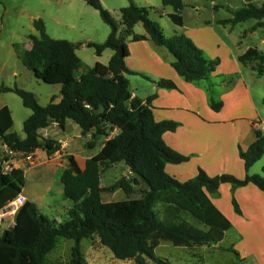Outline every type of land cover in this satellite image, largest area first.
Returning a JSON list of instances; mask_svg holds the SVG:
<instances>
[{
  "label": "trees",
  "instance_id": "16d2710c",
  "mask_svg": "<svg viewBox=\"0 0 264 264\" xmlns=\"http://www.w3.org/2000/svg\"><path fill=\"white\" fill-rule=\"evenodd\" d=\"M84 1L111 29L104 43L89 44L97 57L106 50L112 52L107 64L96 62L86 73L77 76L80 61L76 46L52 39L40 20L34 22L37 35L29 36L30 48L14 49L36 79L60 85V100L55 103L52 97L49 104L40 106L32 93L0 85V94H15L22 106L30 111L22 124L24 138L21 139L8 132L12 128L10 110L6 106L0 108V140L17 152L27 154L39 148L52 155L59 151V145L38 134L50 123L63 129L67 121L73 122L82 135L92 133L91 144L112 131L117 133L104 142L98 154L86 161L82 171L71 156L66 158L67 167L61 173L60 183L72 206L62 223L50 221L34 203L24 201L16 210L13 226L0 234V264H47L48 256L62 240L73 242L68 264H87L80 249L84 239L90 240L92 246L106 248L114 259L132 264H170L168 259L155 255L162 242L187 249L220 242L230 223L212 205L210 196H215L224 183L232 188L252 184L264 192L263 178L249 173L257 161L264 159V134L257 130L253 143L244 151L238 149L244 166L243 179L231 175L210 177L202 170L185 182L168 175L164 169L166 164H181L188 160L163 140V134L174 132L178 124L155 121L150 106L154 95L144 104L131 97L124 75L134 72L125 67L129 55L125 38L131 42L149 40L155 46L165 48L173 57V69L186 82L208 79L218 61L205 60L202 52L183 34L164 37L157 25L148 19L147 11L132 2L120 10L123 33L118 35L113 19L100 1ZM161 4L171 7L172 12L167 17L175 26L181 27L184 0H161ZM263 18L264 3L257 7L251 0H246L241 9L221 24L235 26L249 19ZM138 23L144 34H133ZM260 25L256 23V26ZM238 60L242 65L249 64L257 76L264 75V54L248 49ZM155 85L175 88L168 80H159ZM211 107L218 111L220 104L211 101ZM116 164L124 166L127 176L109 187H101V172ZM24 185L22 170L11 169L6 173L0 170V212L21 194ZM139 186H143L139 190L140 197L130 199L134 188ZM116 189H120L127 199L101 202L102 193ZM232 205L239 213L234 200ZM188 217L204 229L195 227L186 219ZM230 251L240 261L238 253Z\"/></svg>",
  "mask_w": 264,
  "mask_h": 264
},
{
  "label": "crops",
  "instance_id": "0c3cea01",
  "mask_svg": "<svg viewBox=\"0 0 264 264\" xmlns=\"http://www.w3.org/2000/svg\"><path fill=\"white\" fill-rule=\"evenodd\" d=\"M252 2L254 0H251ZM213 4L212 11H216L217 14L219 4L216 2ZM214 12L211 15V20L197 23L186 24L182 16L183 25L175 32V34H183L189 38L202 54L207 55L210 61L216 58L219 60V50L225 49L226 67L223 68L224 63L216 59L219 66L206 80L184 81L172 67L173 57L171 54L165 48L155 46L149 40L138 42L127 40L126 42L129 55L125 59V67L130 72H134V74L124 75L129 83L131 97L145 103V99L140 98L141 95L131 91V82L128 79L130 75H139L146 83L144 88L147 91L143 96H146L145 98L151 95L155 96L150 101L155 121H172L178 124L174 132L163 134V140L172 150L188 158L181 164L165 165V172L179 182L193 179L198 170L204 171L210 177L228 174L237 179H243L245 172L243 162L238 156V149L246 150L255 140L256 131L262 130L260 124L254 125V122L260 119L257 117V106L244 79L242 65L238 60L243 53H234V51L225 48L224 37L221 34L222 31L225 32L226 25H222L221 21L226 19L217 17ZM231 17L232 15L229 18ZM217 27H222L221 32ZM231 31V28L228 29V34ZM218 76L222 82L215 83L214 79ZM159 80L171 81L175 88H158L155 82ZM203 81L208 84L204 86L201 84ZM215 85L219 87V90L216 88L214 91V98L217 101L208 92V89H213ZM59 100L60 94L54 99V102L57 103ZM211 101L220 104L218 111L212 109ZM4 106L10 110L12 117V128L8 132L15 133L23 139L24 134L20 135L14 131L13 114L15 111L18 123L21 122L22 125L30 115V111L21 110L15 103L9 105L6 100L0 99V108ZM70 122L67 121L63 129H60L56 123H50L38 131L42 138L56 142L59 145V151L47 155L42 150L35 165L30 167L14 165L12 167L23 171L25 185L28 177L42 184H52L55 180L60 182L61 173L67 167L66 158L69 156L73 158L77 168L82 171L86 161L98 154L104 142L117 133V131H112L107 137H98L97 151H94L96 143H90L92 133L82 135L79 128L76 130L77 134L70 136L68 129H74ZM4 151L5 145L0 140V159ZM122 167L124 169V166ZM127 174L125 170V175ZM23 193L22 189L20 195L25 201L34 203L43 216L56 224L65 220L67 211L72 206V202L64 195L61 183L55 191L46 189L45 192L42 190L41 194L24 195ZM232 200L235 201L239 209L238 214L229 206ZM210 201L232 225L221 240L227 239L228 235H233L231 249H224L221 253L230 252L232 254L230 250H234L238 253L240 262L243 261L242 264H264V192L252 184L232 188L229 184L224 183L219 186L215 196H210ZM41 206L44 207V212ZM15 213L16 210H13L0 219V234L13 226ZM232 218L234 219L233 224ZM221 241L191 249L175 247L168 242H162L160 245L169 244L176 254H179L176 255L179 261L192 257L197 260V264H208V260L214 257L216 259L214 263L217 264L219 262L216 256L220 255L219 243ZM72 246L73 243L67 244L64 240L59 242L56 249L48 256L47 264H59L60 257L70 256ZM84 260L86 263L88 262L85 258ZM189 262L190 260L184 263L189 264Z\"/></svg>",
  "mask_w": 264,
  "mask_h": 264
},
{
  "label": "rangeland",
  "instance_id": "374dc122",
  "mask_svg": "<svg viewBox=\"0 0 264 264\" xmlns=\"http://www.w3.org/2000/svg\"><path fill=\"white\" fill-rule=\"evenodd\" d=\"M99 1L113 19L118 35L123 33L120 10L126 7L130 2L147 11L148 19L157 25L164 37L171 38L175 35V32L179 30V27L175 26L167 17V14L172 12L171 7L163 6L161 0ZM212 2L219 4L217 14L215 13L216 11H212V6H214V4L212 5L208 0H184V7L181 15L184 17L185 23L189 24L211 20L213 12L217 17L227 19L246 4V0H212ZM252 3L259 6L264 3V0H254ZM38 20L43 23L46 34L52 39L66 41L76 46V55L80 61L76 72L77 76L86 73L96 62L103 65L107 64L112 52L106 50L100 57H97L94 49L90 47L89 44L104 43L111 29L100 19L98 12L86 4L84 0H0V85L4 84L12 88L18 87L24 91L30 92L34 95L40 106H46L49 104L52 97H54V99L59 97L60 85L46 84L35 79L33 73L24 67L14 49V47H18L20 50L30 48L29 36L37 35L34 22ZM258 22L262 25L256 26ZM221 28L222 27H217L218 31L221 32ZM230 28L232 31L228 34L227 30ZM143 32L144 30L141 24L138 23L134 26L133 34H141ZM222 32L221 35L224 37L223 43L227 50L229 49L230 51H234V53L244 54L248 49H255L264 54V18L261 20L249 19L235 26L226 25L225 32ZM125 39V42H127V38ZM210 51H213V49H210ZM218 55L220 59H216L218 61L221 60V62L224 63L223 68H225L227 62L225 49H220ZM203 57L205 60L210 61L206 54ZM216 59L212 60V62L217 61ZM218 66L219 62L214 67V71L217 70ZM242 70L244 79L251 91L255 105L257 106V117H259L258 119L260 120H257L256 123L260 124L262 128L261 132L264 134V75L257 76L256 73L251 70L249 64L242 65ZM128 79L131 82V91L136 92L137 95H141V99L146 100V96H143L147 91L144 88L146 86L144 85L146 84L144 79L139 75H130ZM221 80L219 76L214 79L215 83H220L222 82ZM201 84L206 86L205 84L208 83L203 81ZM216 88L219 90L218 85L213 86V89H208L209 94L213 96L212 98L215 101H217L214 98V91H216ZM0 99L6 100L9 105L15 103L21 110H28L22 106L19 97L13 93L0 94ZM13 117L14 131L22 135V125L21 122L18 123L15 111ZM70 124H72L74 129L69 128L68 135L73 136L77 134L76 130H79V127L72 122H70ZM98 139L99 138L95 141L96 147L94 151H97ZM263 168L264 159L262 158L251 167V174L260 175L264 180ZM124 176L127 175H125V170L122 165L116 164L114 167H110L101 172L100 184L103 187H109ZM57 186H60V182L57 180L52 184H42L28 177L26 185H24L25 188H23V194H41V191L43 190L45 192L46 189L55 191ZM142 188L143 186L135 187L134 192L129 198H139V190ZM100 199L102 203H111L124 201L127 197L120 189H116L114 192L102 193ZM229 206L234 210L232 203H230ZM41 209L44 212L43 206H41ZM235 213L238 214L237 212ZM186 219L195 227L202 230L204 229L202 226L197 225L193 219L189 217ZM231 222L232 224L234 223L233 218ZM232 236L228 235L227 239L219 243L220 255L216 256L219 262L217 264L243 263V261H237L236 257L230 252L221 253L222 250L230 248V245L233 243L231 242ZM64 241L67 242V244L73 243L71 240ZM80 246L88 264H132L131 262H122L114 259L106 248L92 246L90 240H82ZM155 255L168 259L170 264H187L184 262L189 260V264L198 263L197 260L192 257L179 261L176 256L179 254H176L174 249L167 243L161 244L155 250ZM60 258L61 262L59 264H68L69 255H63ZM215 260L214 257L210 258L208 264H215Z\"/></svg>",
  "mask_w": 264,
  "mask_h": 264
},
{
  "label": "built area",
  "instance_id": "2783aa9c",
  "mask_svg": "<svg viewBox=\"0 0 264 264\" xmlns=\"http://www.w3.org/2000/svg\"><path fill=\"white\" fill-rule=\"evenodd\" d=\"M212 5V0H208ZM255 126H258L256 122H254ZM40 151L42 149H35L34 151L24 154L22 152H17L15 150H12L5 146L4 154L2 155V158L0 159V170L4 173L9 172L14 165H20L23 167H30L36 164L38 160V156ZM24 198L21 195H18L14 201L9 203L6 206V209L4 211L0 212V219L8 214L9 212H12L13 210H17L23 203Z\"/></svg>",
  "mask_w": 264,
  "mask_h": 264
}]
</instances>
